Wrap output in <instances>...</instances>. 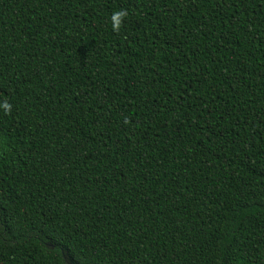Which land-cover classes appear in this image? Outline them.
Returning <instances> with one entry per match:
<instances>
[{"label": "trees", "instance_id": "trees-1", "mask_svg": "<svg viewBox=\"0 0 264 264\" xmlns=\"http://www.w3.org/2000/svg\"><path fill=\"white\" fill-rule=\"evenodd\" d=\"M4 102L0 264H264V0H0Z\"/></svg>", "mask_w": 264, "mask_h": 264}, {"label": "clouds", "instance_id": "clouds-1", "mask_svg": "<svg viewBox=\"0 0 264 264\" xmlns=\"http://www.w3.org/2000/svg\"><path fill=\"white\" fill-rule=\"evenodd\" d=\"M127 13L124 12V11H118V12H115L112 17H111V20L113 21V28L114 29H118L119 28V25H120V22H121V19L126 16ZM0 108H2L3 110L5 111H8L10 110L11 108V105L7 102H4V103H0Z\"/></svg>", "mask_w": 264, "mask_h": 264}]
</instances>
